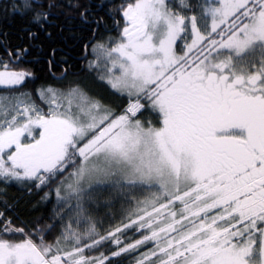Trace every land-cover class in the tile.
I'll return each instance as SVG.
<instances>
[{
    "label": "snow or ice",
    "instance_id": "6c2138e0",
    "mask_svg": "<svg viewBox=\"0 0 264 264\" xmlns=\"http://www.w3.org/2000/svg\"><path fill=\"white\" fill-rule=\"evenodd\" d=\"M37 4L24 0L14 11L47 21L51 13ZM200 7L211 18L204 31L196 15H181L166 0L123 8L120 42L93 49L105 53L107 83L130 100L120 115L78 88L39 90L41 100L50 96L47 113L28 94L0 97V177L41 188L72 169L55 194L87 223L83 232L66 226L70 249L30 234L19 242L0 237V264H110L148 242L152 250L136 264H264V0ZM80 16L87 19V9ZM189 25L191 43L178 55ZM29 75L0 71V85L22 86ZM144 111L158 115V127L137 119ZM141 186L162 195L137 200L128 222L105 235L84 216L99 191ZM128 230L147 234L127 243ZM2 232L24 234L8 225ZM105 242L117 250L85 255Z\"/></svg>",
    "mask_w": 264,
    "mask_h": 264
},
{
    "label": "trees",
    "instance_id": "16d2710c",
    "mask_svg": "<svg viewBox=\"0 0 264 264\" xmlns=\"http://www.w3.org/2000/svg\"><path fill=\"white\" fill-rule=\"evenodd\" d=\"M134 0H39L36 11L50 12L47 21L34 22L33 13L27 15L18 14L14 9H22L24 0H0V51L4 49L11 52L20 50L24 54L21 64L17 68L30 73L22 86L0 85V97H19L22 93L28 94L30 101L34 102L44 113L48 107L39 97V90L46 87L54 90L68 92L72 86H83L89 92L100 90L103 82L104 52L95 51L98 61L95 68L96 81L87 73L86 68L81 67V56L93 42L94 47L104 45L105 48L114 47L121 40V28L125 25L123 8L133 3ZM170 9L181 15H196L199 26L204 31V25H208V18L202 15L201 5L206 0H166ZM209 2V0H207ZM55 4L56 7H49ZM187 4L189 7H183ZM41 5H43L41 7ZM79 5L80 7H70ZM87 9V19L80 16V12ZM95 21H100L99 24ZM182 39L177 42V50H182L184 44L189 41L190 33H182ZM101 52V53H98ZM90 53V52H89ZM1 70V68H0ZM65 70L63 78L56 75ZM104 77V76H103ZM104 85V82H103ZM85 91V92H87ZM143 103V101H141ZM125 100L121 102L114 112L119 113ZM148 113L144 111L142 114ZM141 114V115H142ZM140 115V114H139ZM138 115V116H139ZM69 169L63 176H57L47 186L37 188L33 182L5 181L0 177V211H4L14 225L23 229L25 234H30L36 242L43 238L45 244L56 246L60 240V247H68L62 239L66 233V226L83 232L87 223L84 219L76 217L75 212H68L67 207L58 200L55 189L66 181ZM144 198L154 193L153 189L144 188ZM119 192L101 190L94 194L89 202L84 205L85 217H90L95 224L97 232L105 235L115 227L127 223L128 214L135 209L131 198L132 194L122 193V198L115 196ZM74 205L75 200L71 201ZM134 218V217H133ZM146 231L137 232L128 230L121 239L127 243L141 239ZM0 236L14 242L24 237L16 232L7 234L0 230ZM153 243L148 242L138 249L113 258L110 264H136L144 254L149 253ZM117 250L115 245L105 242L104 246L97 249H88L85 252L89 257H100L101 253L110 255Z\"/></svg>",
    "mask_w": 264,
    "mask_h": 264
},
{
    "label": "rangeland",
    "instance_id": "374dc122",
    "mask_svg": "<svg viewBox=\"0 0 264 264\" xmlns=\"http://www.w3.org/2000/svg\"><path fill=\"white\" fill-rule=\"evenodd\" d=\"M209 2H212V0H209ZM206 17L208 18V26L210 28L211 18L209 16H206ZM124 24H126V22ZM198 25H199V23H198ZM125 26L126 25H124L121 28V32H120V36L121 37H122L123 28ZM188 32L190 33V38H189V41L186 44H190L191 43V39H192V34H191V31H190V25H189V31ZM217 39H218V37H217ZM178 40H179V38L177 39V42H178ZM177 42H176V45H177ZM186 44L183 45L182 50H177V46L175 45V50H176V52H177L178 55H182L183 54V50L185 49ZM98 53H101V52H98ZM193 54H195V50H194ZM104 55H105V53H104ZM104 69H105V63H104ZM3 71H5V70H3ZM102 77H103L104 85H103V82L100 83L99 81H96L98 83V85L99 84H102V85H100L102 87L99 88L100 90H98L97 92H94V93L93 92H89V91L85 92V90H83L81 88H78V89L81 92H83L91 101L98 102L100 105H102V106L110 109L114 113L118 109V107L121 104V102L123 100L126 101L129 98L127 97V95H122V94L117 93L114 89H112L110 87V85L107 83V73H106V71L102 75ZM47 89H49V88H47ZM41 90H46V89H41ZM56 91L59 92V93H63V92H61V91H59L57 89H56ZM67 93L68 92H65L64 94H67ZM48 99H50V96L47 94V92H45V99L42 100V102L44 104H46L47 107L49 108V105L47 103V100ZM58 102H60V101H58ZM63 103L66 104L67 102L66 101H63ZM129 103H130V100H128L127 107L129 106ZM47 112H48V110H47ZM122 113L123 112H119L116 115H120ZM137 119H140L142 122H151L154 126H157V127L159 126V117H158V115L153 114V113H150V112L145 113V114H142V115L140 114L139 116H137ZM34 135H36L37 138H38V130L36 132H34ZM24 142L25 143H31L32 141H31V138H26L24 140ZM59 186H61V184H59ZM144 188H146V189H153V190H155V192L152 193V194H150L147 198H144V192H143ZM110 191L115 192V190H110ZM125 193L126 194H129V193L132 194L131 198H132V200H133V202L135 204V207H136V201L137 200L151 199L152 196H153V194L162 195V194L158 193V190L156 188H148L146 186L137 187V188L132 189V190H126ZM61 194L63 195L64 193L62 192ZM115 196L122 198V193L119 192ZM0 237H2V236H0ZM23 239H25V238H23Z\"/></svg>",
    "mask_w": 264,
    "mask_h": 264
},
{
    "label": "flooded vegetation",
    "instance_id": "af4514ba",
    "mask_svg": "<svg viewBox=\"0 0 264 264\" xmlns=\"http://www.w3.org/2000/svg\"><path fill=\"white\" fill-rule=\"evenodd\" d=\"M125 22L126 21H124V23ZM93 44L94 43L91 42V45L89 46V50L88 49L84 50V53L80 59H82L81 60V67L86 68L87 73L90 74V76L96 81L97 76H95V68H96V63L98 61V56H96L95 51H93V49L96 48V47H94ZM26 53H27L26 48H24V54H21L19 49L15 50L13 52L6 50V49H4V51H0V68L3 70H8V71H21L17 67L19 66V64H21L20 62L23 58V55H26ZM5 65H7V69H5V67H4ZM64 74H65V70H63L61 73L57 74L56 77L57 78H63ZM72 88H81V89L87 91V88L83 87V86H76L75 85V86L70 87V89H72ZM42 89H47V88L44 87ZM126 104H127V100L122 105L121 111L125 108ZM44 105L46 107V104H44Z\"/></svg>",
    "mask_w": 264,
    "mask_h": 264
}]
</instances>
